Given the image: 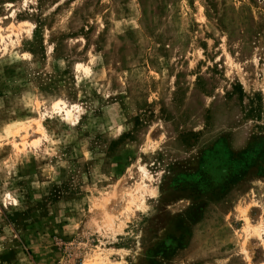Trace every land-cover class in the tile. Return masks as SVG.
<instances>
[{
  "label": "rangeland",
  "instance_id": "1",
  "mask_svg": "<svg viewBox=\"0 0 264 264\" xmlns=\"http://www.w3.org/2000/svg\"><path fill=\"white\" fill-rule=\"evenodd\" d=\"M0 29V264H264V0H0Z\"/></svg>",
  "mask_w": 264,
  "mask_h": 264
},
{
  "label": "bare ground",
  "instance_id": "2",
  "mask_svg": "<svg viewBox=\"0 0 264 264\" xmlns=\"http://www.w3.org/2000/svg\"><path fill=\"white\" fill-rule=\"evenodd\" d=\"M26 24V23H25ZM24 24V25H25ZM13 28V27H12ZM11 28V29H12ZM30 28V27H29ZM31 29V28H30ZM27 30V29H26ZM16 31V30H15ZM15 31L14 30H8V31H6V32H3V31H1V29H0V37L2 38V39H5L6 37H10L13 33H15ZM15 35V34H14ZM4 41V40H3ZM77 68L78 69H82L83 68V65L82 64H78L77 65ZM86 70V69H85ZM72 108V107H71ZM76 107H73V109H67L65 106H63L62 104H61V102L60 101H56V102H54V104H53V106H52V110H54V111H57V112H63V113H65V115L69 118V119H71L70 121H72V120H77V119H79V115H75V113H74V109H75ZM53 112V111H52ZM65 117V116H64ZM66 117V119H68ZM68 119V120H69ZM39 124V123H38ZM27 128V127H26ZM36 130H41V126H40V124L37 126V127H34ZM26 131V130H25ZM43 137V136H42ZM27 138H29V136L27 137V134H26V136H24L20 141H19V143H17L15 146H16V148L17 149H19V150H21V149H23L28 143H29V141L27 140ZM142 171L144 172V174H145V176L147 175V172H146V170L142 167ZM146 188V187H145ZM140 200V199H139ZM136 201V200H135ZM134 203V202H133ZM240 208V207H239ZM240 210V214H241V218L244 220V222H245V224H246V227H245V232H247V231H249L248 233H251V234H253V235H256V236H258V237H260L261 236V233H262V231H264V226H262L261 224H259V225H252L251 224V221H250V218H249V210L248 209H246V208H244V209H239ZM243 248H244V246H243ZM95 253V252H94ZM244 253L246 254V257L249 259V261L251 260V254L249 253V251H248V249H247V247H246V249H244ZM92 256H95V257H97V255L96 254H93ZM104 263V262H103ZM93 264H95V262L93 263Z\"/></svg>",
  "mask_w": 264,
  "mask_h": 264
}]
</instances>
